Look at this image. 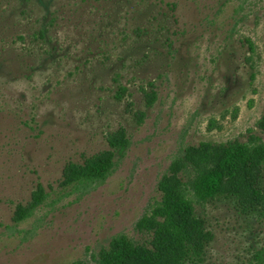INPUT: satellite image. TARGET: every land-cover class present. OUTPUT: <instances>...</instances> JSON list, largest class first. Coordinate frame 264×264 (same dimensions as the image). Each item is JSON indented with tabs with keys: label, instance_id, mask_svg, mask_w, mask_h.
<instances>
[{
	"label": "rangeland",
	"instance_id": "374dc122",
	"mask_svg": "<svg viewBox=\"0 0 264 264\" xmlns=\"http://www.w3.org/2000/svg\"><path fill=\"white\" fill-rule=\"evenodd\" d=\"M262 116L264 0H0V264L91 262L118 233L143 242L134 222L172 158L264 143ZM105 151L102 182H66ZM254 171L264 193V162ZM245 195L194 203L198 264H259L264 200Z\"/></svg>",
	"mask_w": 264,
	"mask_h": 264
},
{
	"label": "trees",
	"instance_id": "16d2710c",
	"mask_svg": "<svg viewBox=\"0 0 264 264\" xmlns=\"http://www.w3.org/2000/svg\"><path fill=\"white\" fill-rule=\"evenodd\" d=\"M259 124L264 127V116ZM257 139L252 137L246 143L227 141L213 147L206 163L195 148H182L157 182L160 198L150 201L134 222V229L147 238L137 242L118 233L109 239L106 247L99 249L91 262L76 259L69 264H198L208 234L201 229L202 220L194 203L203 205L221 193H229L239 201L246 200L245 194L251 196L249 202L250 198L264 200L258 173L254 171L264 162V143ZM111 145L121 152L127 141L119 137ZM114 156V151H105L75 166L66 182L84 186L102 182L115 165ZM42 197L40 192L28 208H18L15 218L28 215ZM256 258L259 264H264V250L258 251Z\"/></svg>",
	"mask_w": 264,
	"mask_h": 264
}]
</instances>
